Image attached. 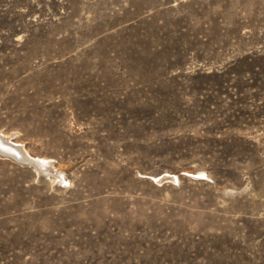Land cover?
I'll return each mask as SVG.
<instances>
[{
  "label": "rangeland",
  "instance_id": "obj_1",
  "mask_svg": "<svg viewBox=\"0 0 264 264\" xmlns=\"http://www.w3.org/2000/svg\"><path fill=\"white\" fill-rule=\"evenodd\" d=\"M0 133V264H264V0H0Z\"/></svg>",
  "mask_w": 264,
  "mask_h": 264
},
{
  "label": "bare ground",
  "instance_id": "obj_2",
  "mask_svg": "<svg viewBox=\"0 0 264 264\" xmlns=\"http://www.w3.org/2000/svg\"><path fill=\"white\" fill-rule=\"evenodd\" d=\"M0 155L2 157L14 160L23 166H31L37 174L36 181L38 183L40 182L42 184H45L51 181L50 179L48 180V178L44 175V172H46L47 170L45 169L44 171L43 169L45 166L53 168L51 161L45 162L42 159L31 157L22 146L12 143L10 137L4 136V134L2 133H0ZM56 170L57 171L54 172L55 179L51 181V183L54 189L62 190L65 187L66 179L61 169Z\"/></svg>",
  "mask_w": 264,
  "mask_h": 264
}]
</instances>
